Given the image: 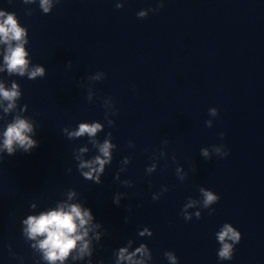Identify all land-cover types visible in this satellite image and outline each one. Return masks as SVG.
Segmentation results:
<instances>
[{"label": "clouds", "instance_id": "1", "mask_svg": "<svg viewBox=\"0 0 264 264\" xmlns=\"http://www.w3.org/2000/svg\"><path fill=\"white\" fill-rule=\"evenodd\" d=\"M24 4L35 3L36 0H22ZM60 0H57L59 3ZM164 0H158L157 8L142 9L137 13V17L140 19L147 18L149 11L156 12L159 8L163 7ZM40 7L44 13H49L52 7L51 0H40ZM124 7V0L116 3L117 9ZM28 15H31V11H27ZM27 30L25 27H21L18 23V18L14 12H7L0 10V43L7 45L6 52L4 54V65L9 75H19L21 77L27 76L29 80H36L38 77L43 78L45 76V68L42 66H34L29 68L30 61L26 59L28 53L25 51L24 45L28 43ZM15 42V43H13ZM5 67H0V72L5 71ZM105 78V73L96 72L95 75L89 76L90 81H101ZM93 93L91 90L88 92L87 99L92 101ZM22 96L21 91L15 82L12 84L10 90L5 89L3 83H0V98L7 101V107L4 108L5 113L11 112L16 107V101ZM105 107H112L114 111L112 115L117 114V109L111 97H108L104 101ZM26 108V105H25ZM24 109H22L23 111ZM209 115L216 117L218 110L216 108L209 109ZM105 119H107V113H105ZM115 121L108 120L109 127L113 126ZM206 126L211 128L213 126L212 120L206 121ZM33 123L28 119L21 118L17 115L14 117V121L7 125L6 130L3 133V144L0 146V151L6 150L9 156L13 155L16 151L15 146H19L25 153H30V150L38 147L39 142L31 138L29 133H33ZM103 130V126L99 122L92 123H79L78 130H70L68 127L62 129L63 134L69 140L87 137L89 142L98 150V155L93 156L91 159L84 160L80 155L74 151V158L79 161L77 170L81 175L89 180H92L96 184L102 183L100 174L104 172L105 165H110L113 156L112 150L116 148V145L111 142L112 133L108 132L106 138L102 143L96 139L97 133ZM220 137H224V133L221 132ZM165 145L168 143L166 140L163 142ZM129 146L132 147V142L129 141ZM87 148H80L79 153L87 152ZM213 151L217 156L224 158L229 155L224 145L213 146ZM165 153L160 151V156H164ZM201 155L205 158H209V151L207 148L201 149ZM3 156L0 155V159ZM175 159V157H173ZM130 162L129 157H124L123 163ZM156 164L146 168L147 173L156 171ZM88 169L87 171H83ZM124 169H121L123 171ZM70 171V170H69ZM177 172L181 171L180 168L176 169ZM115 179L119 180V173L116 174ZM181 180L184 177L180 178ZM124 185L131 186V181H124ZM166 186H162L158 195H153L152 199L158 200L161 195L167 192ZM202 196V207L204 209H211V206L218 203L220 197L212 190L201 187L199 189ZM75 193H69V199ZM122 194H117L114 198V203L119 205ZM196 201L189 199V202L181 209V214L186 221L192 219L194 215L197 219L201 218L199 211L190 215L187 212L188 208L194 207ZM214 211V210H213ZM212 212H209L211 215ZM93 215L89 209L82 208L80 204L59 205L56 209L43 212L38 216H28L23 220V228L25 236L29 240L37 241L32 245L33 248L38 249L42 254V259L48 261L49 264H55L56 261H60L61 264L73 253L72 259H83L85 256H92V249L90 248L91 241L86 239L89 236V232L101 227L100 224H92ZM127 222V218L126 221ZM147 233L150 237L153 235L145 227L143 231L139 232V235L143 236ZM39 238V239H38ZM101 233L96 232L95 239L100 241ZM216 239L220 245L217 250V257L220 261L231 260L234 255L235 246L241 241L242 234L239 230L234 228L232 224L225 223L220 231L216 233ZM231 241V243L229 242ZM131 241L128 242V247H131ZM128 247H121L117 252L118 259L116 264H120L121 261H128L129 264H145V260L139 261L134 258L139 254L141 257L146 258L148 261H152V252L145 243H141L139 247L135 248V251L129 252ZM165 258L170 264H179L178 257L171 251L164 253ZM88 264H92L89 260Z\"/></svg>", "mask_w": 264, "mask_h": 264}, {"label": "water", "instance_id": "2", "mask_svg": "<svg viewBox=\"0 0 264 264\" xmlns=\"http://www.w3.org/2000/svg\"><path fill=\"white\" fill-rule=\"evenodd\" d=\"M0 264H6L5 262H3L2 260H0Z\"/></svg>", "mask_w": 264, "mask_h": 264}]
</instances>
